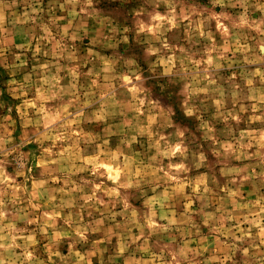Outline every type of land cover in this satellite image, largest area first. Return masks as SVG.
Here are the masks:
<instances>
[{"label":"clouds","instance_id":"clouds-1","mask_svg":"<svg viewBox=\"0 0 264 264\" xmlns=\"http://www.w3.org/2000/svg\"><path fill=\"white\" fill-rule=\"evenodd\" d=\"M0 264H264V0H0Z\"/></svg>","mask_w":264,"mask_h":264},{"label":"rangeland","instance_id":"rangeland-1","mask_svg":"<svg viewBox=\"0 0 264 264\" xmlns=\"http://www.w3.org/2000/svg\"><path fill=\"white\" fill-rule=\"evenodd\" d=\"M4 78L6 79L7 77L5 76ZM5 99L8 100L9 102H11V101H10V98L7 97V95L5 96Z\"/></svg>","mask_w":264,"mask_h":264}]
</instances>
